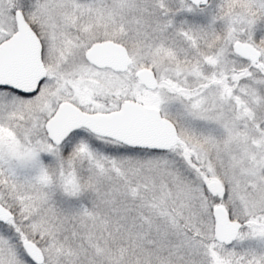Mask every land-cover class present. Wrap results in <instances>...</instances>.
I'll list each match as a JSON object with an SVG mask.
<instances>
[{
  "label": "snow or ice",
  "instance_id": "snow-or-ice-1",
  "mask_svg": "<svg viewBox=\"0 0 264 264\" xmlns=\"http://www.w3.org/2000/svg\"><path fill=\"white\" fill-rule=\"evenodd\" d=\"M0 264H264V0H0Z\"/></svg>",
  "mask_w": 264,
  "mask_h": 264
}]
</instances>
